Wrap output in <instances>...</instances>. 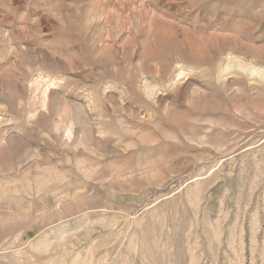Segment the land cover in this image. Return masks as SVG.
<instances>
[{
  "label": "rangeland",
  "instance_id": "374dc122",
  "mask_svg": "<svg viewBox=\"0 0 264 264\" xmlns=\"http://www.w3.org/2000/svg\"><path fill=\"white\" fill-rule=\"evenodd\" d=\"M0 264H264V0H0Z\"/></svg>",
  "mask_w": 264,
  "mask_h": 264
}]
</instances>
